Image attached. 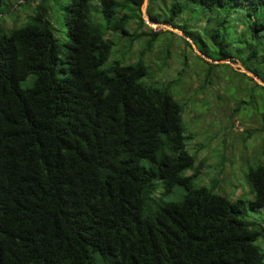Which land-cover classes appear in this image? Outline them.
Wrapping results in <instances>:
<instances>
[{
	"label": "trees",
	"instance_id": "trees-1",
	"mask_svg": "<svg viewBox=\"0 0 264 264\" xmlns=\"http://www.w3.org/2000/svg\"><path fill=\"white\" fill-rule=\"evenodd\" d=\"M58 2L62 45L44 3L23 26L0 23V264H263L264 229L239 202L194 187L202 165L184 175L196 162L170 90L144 82L142 60L107 65L106 35L146 26L129 5L143 0ZM11 10L0 0V17ZM186 12L208 15L201 30L177 24ZM146 14L264 83V0H148ZM245 177L249 208L264 212V165ZM176 187L177 202L157 196Z\"/></svg>",
	"mask_w": 264,
	"mask_h": 264
},
{
	"label": "rangeland",
	"instance_id": "rangeland-1",
	"mask_svg": "<svg viewBox=\"0 0 264 264\" xmlns=\"http://www.w3.org/2000/svg\"><path fill=\"white\" fill-rule=\"evenodd\" d=\"M58 1L63 0H10L11 12L0 17L2 29L7 32L13 27L25 25L37 7L44 3L46 19L52 26L54 38L62 45L67 38ZM93 5L97 6L96 2ZM129 5L134 16L140 13L143 19V11L147 16L148 0L139 8ZM157 9V5L152 6L149 15H154ZM94 16L95 21L101 23L100 18ZM207 16L201 12L199 15L186 12L177 19V24L187 20L191 29L199 31ZM159 24L163 25L151 28L145 23L146 26H141L134 19L127 26L126 35L108 33L106 38L114 44V48L107 65L114 60L124 65L143 61L149 69V77L144 82L168 88L183 107L186 147L196 162L194 168L184 175L193 174L197 165H202L194 187L204 186L233 203L239 202L245 210V219L264 229V212L249 208L253 195L245 177L250 166L264 165V91L255 83L264 86L257 83L236 60L218 62L217 68L209 69L199 59L201 56L196 48L192 44L191 47L184 44L183 39L191 43L189 38L179 29L172 30L168 24ZM234 31L236 33L232 36L237 38L242 28L234 26ZM153 33L157 36L152 37ZM157 196L165 202H177L182 193L176 187L162 196L158 189ZM255 244L263 254L264 264V237Z\"/></svg>",
	"mask_w": 264,
	"mask_h": 264
},
{
	"label": "water",
	"instance_id": "water-1",
	"mask_svg": "<svg viewBox=\"0 0 264 264\" xmlns=\"http://www.w3.org/2000/svg\"><path fill=\"white\" fill-rule=\"evenodd\" d=\"M147 0H143V5L145 4ZM143 19L145 20V23L148 24L151 28H155L158 25H163V24H159V23H155L152 22L150 20V18L148 16H144V11H143ZM170 26V25H169ZM172 27V26H171ZM175 28L172 27V30H174ZM194 49L196 48L194 44H192ZM197 50V49H196ZM198 55H200L203 59L207 60L208 62H213L211 59L206 58L204 55H202L198 50H197ZM214 64L218 63V62H213ZM219 63H223V61H219ZM256 81H258L257 83L261 84L264 86V83H262L260 80L257 79V77L253 74H250Z\"/></svg>",
	"mask_w": 264,
	"mask_h": 264
}]
</instances>
